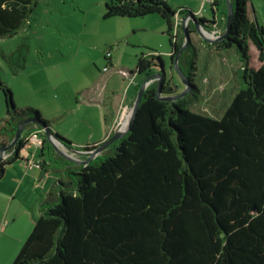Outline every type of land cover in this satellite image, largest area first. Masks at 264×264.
<instances>
[{
	"label": "trees",
	"instance_id": "16d2710c",
	"mask_svg": "<svg viewBox=\"0 0 264 264\" xmlns=\"http://www.w3.org/2000/svg\"><path fill=\"white\" fill-rule=\"evenodd\" d=\"M37 1L0 0V38L16 35ZM232 1L231 30L216 44L234 49L242 68L238 91L221 115L193 110L201 89L194 81L198 50L191 40L179 58L190 92L175 101L160 100L157 82L152 83L130 132L91 163L47 157L48 140L32 132L40 140V174L59 171L61 177L12 264H264V25L250 17V0ZM209 6L212 16L206 18L166 0H107L104 16H157L165 23L169 74L161 55L141 54L134 75L165 71L162 95L171 96L178 94L174 61L185 42L177 15L195 14L189 33L196 31L195 22L208 30L226 27V0H211ZM251 45L259 52L257 69L251 66ZM24 68L22 58L15 72ZM0 90L9 142L25 120L48 125L37 110L17 109L1 78ZM25 136L0 163V181L8 165L27 161L20 152L34 136Z\"/></svg>",
	"mask_w": 264,
	"mask_h": 264
},
{
	"label": "rangeland",
	"instance_id": "374dc122",
	"mask_svg": "<svg viewBox=\"0 0 264 264\" xmlns=\"http://www.w3.org/2000/svg\"><path fill=\"white\" fill-rule=\"evenodd\" d=\"M106 1L38 0L25 26L16 35L0 38V78L12 89L16 108L37 110L49 122L46 129L71 143L68 146L65 141L53 139L56 147L37 123L24 128L25 140L34 136L20 152L28 163L8 165L0 182V264L14 262L34 228L27 215L21 214L16 222L12 215L24 209L39 214L47 191L61 177L59 171L40 174L36 164L41 158L40 140L32 132L40 131V138L48 140L47 157L67 159L61 154L64 153L82 164L92 157L91 163L110 146L95 154L105 135L127 126L139 86L146 78L145 74L134 75L139 56L161 55L169 74L171 46L165 23L157 16L105 18ZM181 1L189 2L182 6L191 8L198 17L212 16L207 2ZM249 13L264 25V0H250ZM177 19L185 27L192 22L190 15H177ZM213 20L218 21V17ZM200 28L202 34L190 33L200 58L194 81L203 93L193 110L219 116L238 91L242 62L234 49L223 50L216 44L226 27ZM250 54L251 66L257 69L260 63L254 45ZM22 58L25 68L16 73ZM174 78L179 86L177 93L186 90L177 71ZM158 81L155 78L152 83ZM127 97H132L130 105L126 103L119 112V104ZM8 119L5 96L0 90V145L6 148L4 159L17 145L7 148L11 143L6 138L11 129ZM8 212L11 216H7Z\"/></svg>",
	"mask_w": 264,
	"mask_h": 264
},
{
	"label": "water",
	"instance_id": "95a60500",
	"mask_svg": "<svg viewBox=\"0 0 264 264\" xmlns=\"http://www.w3.org/2000/svg\"><path fill=\"white\" fill-rule=\"evenodd\" d=\"M226 3H227V8H228L227 25H226L225 33L218 39L220 41L224 40L229 35V31L231 30L232 23H233V20H234V14H235V6H234L233 1L232 0H226ZM192 16H194V15H192ZM194 20H195V18H194ZM256 23H258V22H256ZM182 25H183L184 32H185V42H184L183 47L179 51L178 55L176 56V59L174 61V68L178 72V74L180 75L182 81L187 85L186 90H184L183 92H181L179 94H176V95L163 96L162 95L163 78H164L166 72L164 71L162 73H155L153 75H150V76L146 77L144 79V81L142 82V84L140 85L136 100H135V102L133 104V107H132L131 116H130V119H129V122H128V126H127L126 130L125 131L119 130V131L115 132V134H113L112 137H110L108 140H106L101 145H99L98 151L95 154H98L99 152L104 151L109 145H111L112 143L116 142L117 140L122 139L128 132H130L132 123H133V121L135 119L136 113H137V111L139 109V106H140V103H141V101L143 99L145 90L147 89L148 86H150V84L152 83L153 79H155V78L159 79V81L157 83L156 96L160 100L175 101V100H178V99H181V98L185 97L190 92V90H191L190 82H189L188 78L186 77L184 71L182 70V68L180 67V64H179V58H180L181 54L189 46V42H191L190 33L187 31V27H185V23H183ZM195 26H196L195 30L197 32H199L200 34H202V30L200 28L201 26L199 24H197L196 22H195ZM32 123L40 124L41 127H42V131L46 132L47 137L57 147V144L55 143V140H53V139L57 140V136L54 134L53 131H49L48 129H46L47 123H45V122L41 123V122L37 121L36 119H28V120L23 121L19 125V127H18V129L16 131V135H15L14 140L10 143L9 146H7V148H10V147L16 145L18 143L20 137H21V134H22L24 128L28 124H32ZM5 149L6 148H5L4 145H2L0 147V163L4 160L3 151ZM61 154L63 156H65L70 161H75L77 163L80 162L78 160L72 159L70 156H67L64 153H61ZM91 160H92V157L88 158L87 161H84L83 164L87 165V164L90 163Z\"/></svg>",
	"mask_w": 264,
	"mask_h": 264
},
{
	"label": "crops",
	"instance_id": "0c3cea01",
	"mask_svg": "<svg viewBox=\"0 0 264 264\" xmlns=\"http://www.w3.org/2000/svg\"><path fill=\"white\" fill-rule=\"evenodd\" d=\"M168 3H169V5L171 6V7H173V8H180V7H186V6H182V5H187V4H190L189 2H183V1H181V0H172V3H170L169 2V0H166ZM183 2V3H182ZM173 5V6H172ZM189 8V7H188ZM191 9V8H190ZM192 10V9H191ZM195 12V11H194ZM196 13V12H195ZM159 19V18H158ZM251 48H252V45H251ZM250 48V49H251ZM251 52V51H250ZM236 53V52H235ZM257 53H258V55H259V52L257 51ZM237 54V53H236ZM238 55V54H237ZM239 57V56H238ZM199 55H198V67H199ZM260 63V62H259ZM199 71V70H198ZM239 82V81H238ZM235 95V94H234ZM234 95H233V97H234ZM203 96V93H202V90H201V96L200 97H202ZM232 97V98H233ZM132 97H127L126 99H125V101H124V103H122V104H119V108H118V111L119 112H121V108L123 107V106H126V103H128V105H130V99H131ZM114 124V123H113ZM113 124H111V127H112V125ZM113 132V131H112ZM111 135H113V134H107V135H105V138H104V140L103 141H100L99 142V144L100 143H103L104 141H106V139L108 140L109 139V137L111 136ZM97 144V143H96ZM0 146H2V145H0ZM14 163H16V162H14ZM14 163H12V164H10V165H12L13 166V164ZM80 163V162H79ZM11 167V166H10ZM6 170H7V168H6ZM6 174V173H5ZM5 177V176H4ZM3 180V179H2ZM1 180V181H2ZM0 181V182H1ZM54 183V182H53ZM53 183H52V185H53ZM52 185H51V187H52ZM51 187H50V189H51ZM50 189H49V191H50ZM49 191H47V193L49 192ZM47 193H46V197H47ZM45 201V200H44ZM43 201V202H44ZM43 202L41 203V205L43 204ZM41 205H40V208H39V214H37V215H35V214H33V212H30V210H27V209H24V210H22V211H17V213H15V214H13L12 215V219L14 220V222H16L17 221V219H18V217H20V215L21 214H25V215H27L28 217H29V220H30V223H31V226L33 225H35V222L37 221V219L39 218V216H40V209H41ZM7 216H11L10 215V213L8 212L7 213ZM21 242V241H20Z\"/></svg>",
	"mask_w": 264,
	"mask_h": 264
},
{
	"label": "bare ground",
	"instance_id": "6f19581e",
	"mask_svg": "<svg viewBox=\"0 0 264 264\" xmlns=\"http://www.w3.org/2000/svg\"><path fill=\"white\" fill-rule=\"evenodd\" d=\"M130 116H131V113H130ZM130 116H129V119H130ZM127 122H129V120L127 119L126 120V122H125V125L127 124V126H128V123ZM127 126L125 127V128H123V129H121L122 131H125L126 130V128H127Z\"/></svg>",
	"mask_w": 264,
	"mask_h": 264
},
{
	"label": "built area",
	"instance_id": "2783aa9c",
	"mask_svg": "<svg viewBox=\"0 0 264 264\" xmlns=\"http://www.w3.org/2000/svg\"><path fill=\"white\" fill-rule=\"evenodd\" d=\"M200 1H202V2H207V3H209V2H211V0H200ZM107 69L105 68V71H106Z\"/></svg>",
	"mask_w": 264,
	"mask_h": 264
}]
</instances>
